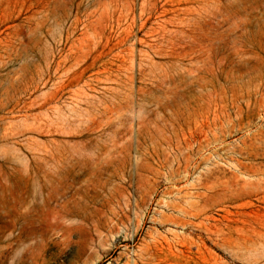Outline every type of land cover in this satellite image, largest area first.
Returning a JSON list of instances; mask_svg holds the SVG:
<instances>
[{
	"label": "rangeland",
	"instance_id": "obj_1",
	"mask_svg": "<svg viewBox=\"0 0 264 264\" xmlns=\"http://www.w3.org/2000/svg\"><path fill=\"white\" fill-rule=\"evenodd\" d=\"M0 264H264V0H0Z\"/></svg>",
	"mask_w": 264,
	"mask_h": 264
},
{
	"label": "bare ground",
	"instance_id": "obj_2",
	"mask_svg": "<svg viewBox=\"0 0 264 264\" xmlns=\"http://www.w3.org/2000/svg\"><path fill=\"white\" fill-rule=\"evenodd\" d=\"M167 15H168V14H167ZM159 17H161V16H159ZM172 20H173V19H172ZM159 21H161V20H159ZM161 22H162V21H161ZM173 23H174V22H173ZM166 24H167V23H166ZM166 24H165V25H166ZM170 25H171V23H170ZM166 26H167V25H166ZM172 28H173V27H172ZM163 35H164V34H163ZM164 36H165V35H164ZM102 41H103V40H102ZM159 41H160V40H159ZM101 43H102V42H101ZM94 44H95V43H94ZM107 46H108V45H107ZM107 46H106V47H107ZM96 49H98V48H96ZM99 49H100V48H99ZM104 49H105V48H104ZM94 50H95V49H94ZM108 51H109V50H108ZM110 51H111V50H110ZM94 54H95V52H94ZM89 55H90V54H89ZM107 56H108V55H107ZM101 57H102V56H101ZM91 58H92V55H91ZM97 59H98V58H97ZM86 62H87V61H86ZM94 62H96V61H94ZM80 64H81V63H80ZM83 65H84V64H83ZM95 66H96V64H95ZM102 67H103V66H102ZM104 68H105V67H104ZM75 69H76V68H75ZM72 71H74V70H72ZM72 71H71V72H72ZM77 71H78V70H77ZM77 71H76V72H77ZM69 72H70V71H69ZM71 74H72V73H71ZM82 76H83V75H82ZM59 78H60V77H59ZM61 78H62V77H61ZM67 78H68V77H67ZM42 79H43V78H42ZM49 80H50V79H49ZM58 80H59V79H58ZM57 82H58V81H57ZM54 83H55V82H54ZM41 85H42V84H41ZM64 88H66V87H64ZM61 90H62V89H61ZM58 92H59V91H58ZM95 92H96V91H95ZM71 97H72V96H71ZM79 103H80V102H79ZM46 104H47V103H46ZM67 104H68V103H67ZM70 105H71V104H70ZM70 105H69V106H70ZM59 106H60V104H59ZM67 106H68V105H67ZM69 106H68V107H69ZM43 108H44V107H43ZM82 115H83V114H82ZM78 116H79V115H78ZM70 118H71V117H70ZM71 120H72V119H71ZM66 121H67V120H66ZM71 136H72V135H71ZM193 140H194V139H193ZM197 140H198V139H197Z\"/></svg>",
	"mask_w": 264,
	"mask_h": 264
}]
</instances>
